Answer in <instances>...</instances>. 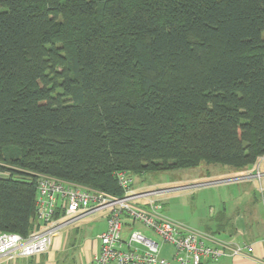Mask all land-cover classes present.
<instances>
[{
  "label": "trees",
  "instance_id": "trees-1",
  "mask_svg": "<svg viewBox=\"0 0 264 264\" xmlns=\"http://www.w3.org/2000/svg\"><path fill=\"white\" fill-rule=\"evenodd\" d=\"M264 155V0H0V231L38 226L36 178Z\"/></svg>",
  "mask_w": 264,
  "mask_h": 264
},
{
  "label": "built area",
  "instance_id": "built-area-1",
  "mask_svg": "<svg viewBox=\"0 0 264 264\" xmlns=\"http://www.w3.org/2000/svg\"><path fill=\"white\" fill-rule=\"evenodd\" d=\"M114 175L120 195L38 173V226L26 236L0 231V258L13 260L45 252L62 228L101 210L106 212V227L98 235V250L88 264H202L205 260L217 261L242 253L244 247L240 245L167 216L153 196L173 188L135 192L128 171L119 170ZM141 199L144 201L138 202ZM136 223L155 236L133 228ZM125 226L130 230L123 236ZM165 245L171 250L163 254Z\"/></svg>",
  "mask_w": 264,
  "mask_h": 264
},
{
  "label": "crops",
  "instance_id": "crops-1",
  "mask_svg": "<svg viewBox=\"0 0 264 264\" xmlns=\"http://www.w3.org/2000/svg\"><path fill=\"white\" fill-rule=\"evenodd\" d=\"M235 169L245 174L240 173L227 181L241 182L247 187L219 194L214 198L215 203L207 204L204 216L192 223V226H188L240 245L244 247L243 251L217 261L205 260L202 264H264V155L259 156L251 165ZM157 201L166 213L165 204ZM105 227L106 225L103 231ZM129 230V226H125L123 236H126ZM98 235L92 239H83L59 232L45 252L13 260L0 258V264H88L98 250ZM168 248L170 251L171 248Z\"/></svg>",
  "mask_w": 264,
  "mask_h": 264
},
{
  "label": "rangeland",
  "instance_id": "rangeland-1",
  "mask_svg": "<svg viewBox=\"0 0 264 264\" xmlns=\"http://www.w3.org/2000/svg\"><path fill=\"white\" fill-rule=\"evenodd\" d=\"M238 171L227 164L201 162L195 167L131 174L133 180L131 188L135 192L175 188L154 195L153 198L165 204L167 216L184 225L192 226V223L204 216L207 204L215 203L214 198L219 194L247 187L241 182L227 181L239 176L240 173L245 174ZM143 201L144 199H141L138 202ZM105 213L101 210L87 215L62 228L60 233L92 239L103 231L106 225ZM198 216L200 218H197ZM135 228L143 233H150L139 223L135 224ZM168 247V245L163 247V254L168 251Z\"/></svg>",
  "mask_w": 264,
  "mask_h": 264
}]
</instances>
